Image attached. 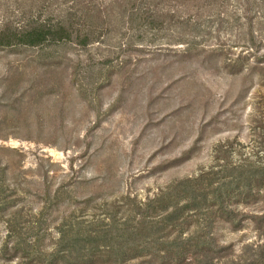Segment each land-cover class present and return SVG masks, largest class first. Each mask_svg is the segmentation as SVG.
<instances>
[{"label":"rangeland","instance_id":"obj_1","mask_svg":"<svg viewBox=\"0 0 264 264\" xmlns=\"http://www.w3.org/2000/svg\"><path fill=\"white\" fill-rule=\"evenodd\" d=\"M42 23L0 47V264H264V0H0Z\"/></svg>","mask_w":264,"mask_h":264},{"label":"trees","instance_id":"obj_2","mask_svg":"<svg viewBox=\"0 0 264 264\" xmlns=\"http://www.w3.org/2000/svg\"><path fill=\"white\" fill-rule=\"evenodd\" d=\"M150 25H161L163 23L162 20H154L152 19ZM81 30L76 31V38L80 45H85L87 41L89 42V38L82 36L80 34ZM73 35L72 30H68L62 25H53V24H38L31 25L27 29L22 31H18L15 33H11L9 36L6 34L0 35V47H7L14 44H21L30 47H36L43 44H50L54 42H59L63 40L71 39ZM188 207V204H185L184 207L175 208L171 211V213H167L162 220L164 222H168L170 225H174L175 221L178 220L179 214L181 211H185L184 209ZM174 252V251H173ZM179 252V249H178ZM176 251V253H178ZM175 253V252H174Z\"/></svg>","mask_w":264,"mask_h":264}]
</instances>
